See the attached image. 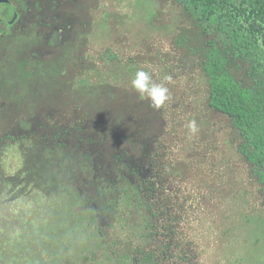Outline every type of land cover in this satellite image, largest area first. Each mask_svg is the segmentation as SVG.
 Masks as SVG:
<instances>
[{
  "label": "rangeland",
  "instance_id": "rangeland-1",
  "mask_svg": "<svg viewBox=\"0 0 264 264\" xmlns=\"http://www.w3.org/2000/svg\"><path fill=\"white\" fill-rule=\"evenodd\" d=\"M11 2L17 18L0 23L1 264H115L117 256H102L92 235L87 245L81 234L73 241L66 220L83 209L78 194L99 192L96 170L115 178V152L139 169L155 162L163 184L178 172L171 177L187 199L194 237L185 250L195 261L185 264H264V194L239 152L238 131L209 108L198 62L176 45L194 28L182 6L174 0ZM138 70L169 88L162 108L132 89ZM192 120L195 134L187 127ZM121 124L143 130L139 144L118 143ZM88 136L96 140L91 160ZM102 230L116 236L115 228Z\"/></svg>",
  "mask_w": 264,
  "mask_h": 264
},
{
  "label": "trees",
  "instance_id": "trees-1",
  "mask_svg": "<svg viewBox=\"0 0 264 264\" xmlns=\"http://www.w3.org/2000/svg\"><path fill=\"white\" fill-rule=\"evenodd\" d=\"M18 1L24 5L25 0ZM174 1L182 6L194 27L183 31L176 38V45L188 49L189 59L198 62L209 84V108L228 118L238 131L239 152L264 194V0ZM119 130L118 143L139 144L137 134L142 129L121 124ZM86 139L92 143L86 149V157L91 160L96 140L90 136ZM158 139L159 142L163 138ZM116 153L114 163L118 165L111 166L115 178L102 176L96 170L94 180L99 192L77 193L83 209L73 210L72 216L66 217L71 223L73 241L80 234L86 245L97 239L95 249L107 259L117 256L115 264L195 261L185 250L194 242L187 199L181 197L184 193L171 177L174 173L176 179L178 172L174 170L163 184L162 177L154 173H161L155 162L139 169ZM80 221H89L101 230L90 232ZM103 225L117 229L116 236L105 234ZM87 234L94 239L87 241ZM70 245L71 241L65 250ZM105 258L100 261L104 263Z\"/></svg>",
  "mask_w": 264,
  "mask_h": 264
},
{
  "label": "clouds",
  "instance_id": "clouds-1",
  "mask_svg": "<svg viewBox=\"0 0 264 264\" xmlns=\"http://www.w3.org/2000/svg\"><path fill=\"white\" fill-rule=\"evenodd\" d=\"M165 80L170 82L172 77L167 76ZM131 87L140 99H147L150 102V106L157 110L162 108L170 99L169 88L163 83L154 82L151 74L144 70L136 71L135 77L131 81ZM187 127L191 134L199 131L195 120L190 121Z\"/></svg>",
  "mask_w": 264,
  "mask_h": 264
},
{
  "label": "flooded vegetation",
  "instance_id": "flooded-vegetation-1",
  "mask_svg": "<svg viewBox=\"0 0 264 264\" xmlns=\"http://www.w3.org/2000/svg\"><path fill=\"white\" fill-rule=\"evenodd\" d=\"M17 16L18 12L12 5L11 0H0V23L11 24V21L15 20Z\"/></svg>",
  "mask_w": 264,
  "mask_h": 264
}]
</instances>
